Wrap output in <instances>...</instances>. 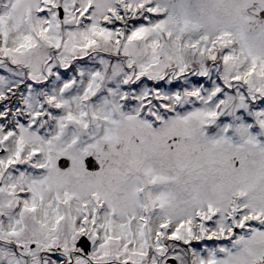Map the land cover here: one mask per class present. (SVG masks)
I'll use <instances>...</instances> for the list:
<instances>
[{
    "label": "rangeland",
    "instance_id": "374dc122",
    "mask_svg": "<svg viewBox=\"0 0 264 264\" xmlns=\"http://www.w3.org/2000/svg\"><path fill=\"white\" fill-rule=\"evenodd\" d=\"M53 2L0 0V264H264V0Z\"/></svg>",
    "mask_w": 264,
    "mask_h": 264
},
{
    "label": "water",
    "instance_id": "95a60500",
    "mask_svg": "<svg viewBox=\"0 0 264 264\" xmlns=\"http://www.w3.org/2000/svg\"><path fill=\"white\" fill-rule=\"evenodd\" d=\"M85 164H86V168L90 171H95L98 169V165L95 163V161L91 158H88L85 160ZM59 166L61 168L65 167L66 166V162L64 160H60L59 162ZM77 246H79L85 253L87 252L88 248H89V244L88 242L86 241L85 238H80L78 243H77ZM171 263H173V261H170Z\"/></svg>",
    "mask_w": 264,
    "mask_h": 264
},
{
    "label": "flooded vegetation",
    "instance_id": "af4514ba",
    "mask_svg": "<svg viewBox=\"0 0 264 264\" xmlns=\"http://www.w3.org/2000/svg\"><path fill=\"white\" fill-rule=\"evenodd\" d=\"M264 9H258V11L256 13H252V16H259L260 17V12L263 11ZM258 17V18H259ZM260 19V18H259ZM260 21H263L262 19H260ZM1 197V196H0ZM36 247V244L33 242V243H29L28 246L26 244H24V242L21 241V245H20V249L21 251L22 250H25V248H27L28 251H34L36 250L35 249ZM49 249H52V248H49Z\"/></svg>",
    "mask_w": 264,
    "mask_h": 264
},
{
    "label": "bare ground",
    "instance_id": "6f19581e",
    "mask_svg": "<svg viewBox=\"0 0 264 264\" xmlns=\"http://www.w3.org/2000/svg\"><path fill=\"white\" fill-rule=\"evenodd\" d=\"M237 46H235V48H236Z\"/></svg>",
    "mask_w": 264,
    "mask_h": 264
}]
</instances>
